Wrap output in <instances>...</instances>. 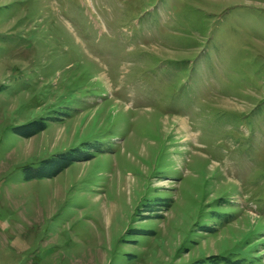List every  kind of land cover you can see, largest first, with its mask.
I'll return each instance as SVG.
<instances>
[{
  "label": "rangeland",
  "instance_id": "obj_1",
  "mask_svg": "<svg viewBox=\"0 0 264 264\" xmlns=\"http://www.w3.org/2000/svg\"><path fill=\"white\" fill-rule=\"evenodd\" d=\"M0 264H264V0H0Z\"/></svg>",
  "mask_w": 264,
  "mask_h": 264
}]
</instances>
